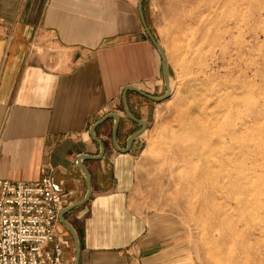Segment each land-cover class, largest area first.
<instances>
[{
  "label": "crops",
  "instance_id": "1",
  "mask_svg": "<svg viewBox=\"0 0 264 264\" xmlns=\"http://www.w3.org/2000/svg\"><path fill=\"white\" fill-rule=\"evenodd\" d=\"M144 8L143 0L149 27ZM0 45V179L33 182L45 169L57 190L70 192L64 205L83 198L76 157L98 151L90 126L118 113L125 145L138 127L118 108L123 87L164 89L136 0H0ZM127 103L146 119L159 102L129 91ZM112 122L97 127L101 140ZM104 144L101 159L83 161L89 199L64 215L78 235L79 264H183L182 234L136 212V138L124 153ZM56 233L64 259L73 260V238L59 220Z\"/></svg>",
  "mask_w": 264,
  "mask_h": 264
},
{
  "label": "rangeland",
  "instance_id": "2",
  "mask_svg": "<svg viewBox=\"0 0 264 264\" xmlns=\"http://www.w3.org/2000/svg\"><path fill=\"white\" fill-rule=\"evenodd\" d=\"M144 7L171 94L136 137V212L182 234L183 264H264V0Z\"/></svg>",
  "mask_w": 264,
  "mask_h": 264
},
{
  "label": "built area",
  "instance_id": "3",
  "mask_svg": "<svg viewBox=\"0 0 264 264\" xmlns=\"http://www.w3.org/2000/svg\"><path fill=\"white\" fill-rule=\"evenodd\" d=\"M69 194L56 189L45 169L33 182L0 179V264H73L56 233Z\"/></svg>",
  "mask_w": 264,
  "mask_h": 264
},
{
  "label": "water",
  "instance_id": "4",
  "mask_svg": "<svg viewBox=\"0 0 264 264\" xmlns=\"http://www.w3.org/2000/svg\"><path fill=\"white\" fill-rule=\"evenodd\" d=\"M136 9L137 13L142 25V28L144 32L146 33L147 37L150 39L152 44L154 45L155 49L157 50L159 57H160V65H161V72H162V77H163V84H164V89L165 91L161 95H152L150 93H147L143 91L142 89L133 86V85H125L121 91V107L122 111L124 114L133 122H135L138 125V128L134 131H132L127 137L125 141L124 146H120L118 144L117 140V131H118V125L120 121V117L118 113L109 111L102 116H100L98 119L94 121V123L90 126L89 128V135L90 138L96 142L98 145V151L94 155H89L85 153H81L76 157V164L81 168L84 174L85 178V183H86V193L83 198L74 201L72 203H69L67 205H64L60 211L58 212L57 218L59 222L64 224L66 228L69 230L73 241H74V248H75V255L73 259V264H79V252H80V247H79V240H78V235L75 231V229L72 227V225L64 218V215L70 211L71 209L80 206L84 204L90 197L92 187H91V179H90V174L88 170L86 169L85 165L83 164L84 160H98L101 159L104 152H105V144L104 142L96 135V129L99 127L104 121L108 119H112V127L110 131V141L111 145L114 150L118 152H128L130 150L131 144L134 141L136 137H138L140 134H142L147 126V122L144 119L137 118L135 117L132 112L130 111L127 103V93L129 91L136 92L147 99H150L152 101L160 102L165 99H167L170 94H171V86H170V75H169V68H168V61H167V56L164 51V48L162 45L157 41L155 36L152 34L150 28L148 27L144 12H143V0H136Z\"/></svg>",
  "mask_w": 264,
  "mask_h": 264
},
{
  "label": "bare ground",
  "instance_id": "5",
  "mask_svg": "<svg viewBox=\"0 0 264 264\" xmlns=\"http://www.w3.org/2000/svg\"><path fill=\"white\" fill-rule=\"evenodd\" d=\"M171 86V85H170Z\"/></svg>",
  "mask_w": 264,
  "mask_h": 264
}]
</instances>
